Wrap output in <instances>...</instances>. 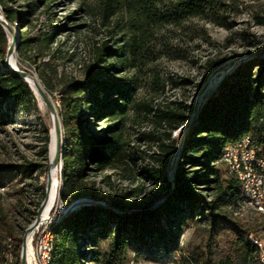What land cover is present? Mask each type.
I'll list each match as a JSON object with an SVG mask.
<instances>
[{
  "label": "trees",
  "instance_id": "trees-1",
  "mask_svg": "<svg viewBox=\"0 0 264 264\" xmlns=\"http://www.w3.org/2000/svg\"><path fill=\"white\" fill-rule=\"evenodd\" d=\"M52 1L28 0L25 11L13 8L4 0H0V5L8 24L17 21L22 28L30 21L27 15L39 3H47L50 7ZM99 3L103 18L114 17V25L122 21L115 40L117 46L98 47L81 79L61 76L54 65L53 51H49V46L58 25H51L55 29L43 36L22 33L18 42V49L24 53H30L32 49L33 55L42 57L39 62L31 57V65L46 87L50 73L61 81L57 114L65 144L59 190L64 204L85 194L98 197L96 191L78 190L85 172V161L107 165L120 152L117 129L131 107L137 82L133 77L109 75L110 69L115 67L112 62H105L107 58L125 54L126 59L137 60H129L128 65L137 66L142 62L143 52L157 38L158 29L166 24L178 25L198 17L227 25L218 15V0H99ZM253 20L264 25V5L253 14ZM7 37L6 29L0 24V127L14 120L16 108L34 100L28 83L4 63ZM186 107V113L169 110L163 112L162 117L168 122L173 121V127H178L187 122L189 112L193 110L191 105ZM83 113L98 119L107 118L108 123L98 133L91 132ZM244 136L250 137L257 155L264 157V46L236 63L205 95L194 120L187 127L170 180L165 168L170 161L174 139L165 146L166 152L162 156L154 157L156 165L141 168L146 179L163 189L162 200L151 207L148 206L151 199L134 206L117 200L111 204L85 203L66 211L48 224L52 234L49 264H87L90 261L114 264V260L130 246L136 250L141 247L148 251L152 247L173 250L178 246L176 231L178 233L191 219L206 223L205 254L195 258V264H256L257 247L249 239L252 225L232 220L225 212L226 206H237L240 184L230 173L228 178H220V171L214 165L220 160L225 144ZM47 141L49 137L45 136L41 149L44 159L48 153ZM189 163L199 168L187 169ZM40 165L32 162L0 165V187H5L16 177H29ZM197 181L213 183L212 199L206 201L196 192L194 183ZM39 189L37 203L44 197L45 184L39 185ZM258 224L261 225V220ZM221 233L227 236L223 250L218 248ZM106 238H110L109 253L100 257L95 246ZM21 243L22 235L6 220L0 203V264L19 263ZM6 253L12 256V263L6 260Z\"/></svg>",
  "mask_w": 264,
  "mask_h": 264
},
{
  "label": "rangeland",
  "instance_id": "rangeland-1",
  "mask_svg": "<svg viewBox=\"0 0 264 264\" xmlns=\"http://www.w3.org/2000/svg\"><path fill=\"white\" fill-rule=\"evenodd\" d=\"M4 1L20 11L28 9L25 6L28 0ZM218 1V15L227 25L198 17L184 20L178 25L166 24L158 29L157 38L149 45L148 50L143 52L140 57L142 62L137 66H129V60H137L126 59L125 54L107 58L105 62H112L115 67L110 69L109 75L116 78L129 76L137 82L131 107L117 129L120 135L119 155L107 165L85 161V172L78 190L96 191L98 197L85 194L71 198L64 204L58 193L49 220L39 225L33 233V263L41 264L38 258V237L49 228L48 224L52 220L58 219L66 212L69 205H72L69 208L71 210L82 203L111 204L113 200H117L124 205L134 206L140 205L143 200L151 199L148 205L151 207L162 200L163 196L160 195L163 189L146 179L141 173V168L156 165L154 157L162 156L166 152L165 146L174 139L173 149L169 153L170 161L165 168L170 180L175 159L189 125L188 118L187 122L173 127L174 122H168L162 117V113L169 110L186 113V106L189 105L194 110L225 71L248 54L255 53L256 48L264 46V25L256 24L253 20V14L261 9L264 0ZM52 2L54 3L50 7H47L48 2L39 3L38 7L27 15L30 21L22 28L17 21L9 26L14 33L15 51L12 54L15 67L24 69L37 78L41 89L50 97L58 113L61 81L50 73L47 87L42 83L36 68L31 65V57L34 56V60L38 62L42 57L33 55L32 49L30 53L18 49L21 34L43 36L55 29L51 25H58L53 34V42L49 46V51H53L54 65L61 76L81 79L85 76L87 65L92 62L98 47L117 46L115 40L119 36L122 21L114 25V17L103 18L99 0ZM0 14L2 15L1 5ZM7 38L9 44L12 38ZM83 116L94 133L101 131L100 129L108 123L107 118L98 119L87 113H83ZM58 118L60 121L59 116ZM60 125L62 155L56 165L59 190L62 186V158L65 151L61 121ZM51 126L47 105L40 96H34L33 102L15 109L12 122L0 127V165L29 162L41 164L29 177H16L5 187H0V203L6 213V220L22 236L35 218L40 204L37 203L40 197L39 185L45 184L48 171L47 154L44 159L41 149L45 136L49 137L47 130ZM171 164L172 167L169 168ZM214 165L220 171V178L226 179L230 176L228 166L221 160H216ZM186 166L187 169L199 168L191 163ZM194 184L196 192L206 201L213 198L212 182L197 181ZM225 212L232 220L249 222L252 225L250 231L259 233L261 225L258 224L260 219L256 214L231 205L225 207ZM205 228L204 221L191 219L178 233L176 231L177 248L164 250L152 247L151 251H148L143 247L136 250L130 246L119 258L113 259L114 264H195V258L205 254ZM226 237L223 233L219 237L218 248L221 250L226 246ZM109 243L110 238H106L95 246L100 257L108 255ZM87 264L102 263L90 261Z\"/></svg>",
  "mask_w": 264,
  "mask_h": 264
},
{
  "label": "bare ground",
  "instance_id": "bare-ground-1",
  "mask_svg": "<svg viewBox=\"0 0 264 264\" xmlns=\"http://www.w3.org/2000/svg\"><path fill=\"white\" fill-rule=\"evenodd\" d=\"M7 25H9L7 23ZM7 34L11 40L12 34L7 29ZM15 50L13 49L8 58H9V64L10 66H15L13 61V52ZM26 81L28 82L29 86L31 87L34 96L41 97L40 91L45 92L41 89V86L39 85L37 78L30 75V73L26 74L25 77ZM46 93V92H45ZM49 97V96H48ZM50 99V97H49ZM44 101V100H43ZM51 101V99H50ZM52 104V102H51ZM49 110V109H48ZM50 117L52 126L48 130L49 133V139L48 141V153H47V159H48V171L45 177V194L43 197L42 204L40 205L37 216L39 220V225L44 224V222L49 220V215L56 204L55 201H57V195L59 193V177L56 165L59 164V159L62 155V140L60 135L61 134V125L58 118V114L56 112V109L54 105L52 104V110L50 111ZM57 126H56V124ZM244 141L247 145L251 147V157L254 159V161L258 163H263V170H264V157H259L256 153V150L251 144V140L249 136H244ZM240 138L239 140H241ZM227 143L224 145L222 149V154L220 160L224 163L223 156L226 155L227 150L230 146H232V150L230 151V158H225V164L228 166L229 173L235 176L240 184V198L237 203V207L241 210L245 209L247 212L258 214L260 216L261 220V229L259 233L249 234V239L256 245L257 247V253L254 257V261L256 264H264V206L259 204V202H255L254 199L249 198L248 196H256L259 188L260 193L262 196H264V176H260V180L257 179L256 170H254L253 167H246V156H241V150L239 149L238 141ZM57 159V161H56ZM172 167V164L169 166V168ZM241 167H244L241 169ZM34 227L33 229H27L24 233L25 243H26V264H34L33 259V250H32V237L35 229L38 227ZM45 245L46 250L43 255L42 264H49L50 262V252L52 248V234L48 229H46L45 232ZM260 245L263 248V255L260 251ZM6 260L9 263H12L14 260L12 256L8 253L5 254Z\"/></svg>",
  "mask_w": 264,
  "mask_h": 264
},
{
  "label": "water",
  "instance_id": "water-1",
  "mask_svg": "<svg viewBox=\"0 0 264 264\" xmlns=\"http://www.w3.org/2000/svg\"><path fill=\"white\" fill-rule=\"evenodd\" d=\"M0 24L6 29V26H7V29L10 31V33L12 34V40H11V42L8 44V46H7V50H6V55H5V59H4V63H5V65L8 67V68H10V69H12V70H14L19 76H21L25 81H26V79H25V77H26V74L28 73L26 70H24V69H20V68H18V67H15V66H10V64H9V58H8V56H9V54H10V52L14 49V47H15V45H14V33H13V30H12V28L9 26V25H7V21H6V19L3 17V15H1L0 14ZM233 67V66H232ZM231 67V68H232ZM230 69H228L227 71H225L220 77H219V79H218V81L221 79V77L226 73V72H228ZM218 81L216 82V84L214 85V87L217 85V83H218ZM27 82V81H26ZM28 83V82H27ZM29 85V84H28ZM214 87L212 88V89H214ZM211 89V90H212ZM210 90V91H211ZM209 91V92H210ZM208 92V93H209ZM40 94H41V96H42V99L44 100V102H45V104L47 105V107H48V109L51 111L52 110V104H51V101H50V99H49V97H48V95L45 93V92H43V91H40ZM204 99H205V97H204ZM204 99L202 100V102L204 101ZM202 102L200 103V104H198L197 106H196V108L191 112V115H190V117H189V124L194 120V118H195V116H196V113H197V111H198V109H199V107H200V105L202 104ZM56 124V123H55ZM56 126H57V124H56ZM56 161H57V159H56ZM175 161H176V159H175ZM175 163V162H174ZM174 166V165H173ZM43 201V200H42ZM42 201L40 202V204H39V206H38V208H37V212H38V209H39V207H40V205L42 204ZM82 204H85V203H82ZM72 205H69L68 207H67V209H66V211L67 210H69V208L71 207ZM38 224H39V220H38V216H37V213H36V216H35V218L33 219V221L26 227V230L27 229H33L34 227H36V226H38ZM25 236L23 235L22 236V243H21V250H20V257H19V263L20 264H26V243H25V238H24Z\"/></svg>",
  "mask_w": 264,
  "mask_h": 264
},
{
  "label": "built area",
  "instance_id": "built-area-1",
  "mask_svg": "<svg viewBox=\"0 0 264 264\" xmlns=\"http://www.w3.org/2000/svg\"><path fill=\"white\" fill-rule=\"evenodd\" d=\"M238 144H239V149L241 150V156H246V167H253L254 170H256L257 179L260 180V176H264L263 163H258L256 161H254V159H252L251 147L245 143L244 138L239 140ZM231 150H232V146H230L228 148L226 155L222 157L224 160V164H225V158H230V151ZM242 168H244V167H241V169ZM248 197L254 199L255 202H259V204L264 206V196H262V194L260 193V188H259L256 196H248ZM45 232L38 237V248H39L38 258H39V261L41 264H42V260H43V255H44L45 250H46ZM249 234H250V232H249ZM260 251L262 252V255H263V248L261 245H260ZM263 257H264V255H263ZM13 264H20V263L15 262ZM34 264H37V263L34 262Z\"/></svg>",
  "mask_w": 264,
  "mask_h": 264
}]
</instances>
